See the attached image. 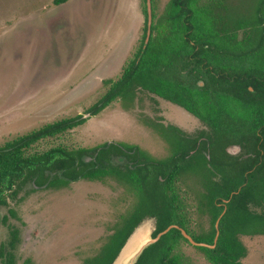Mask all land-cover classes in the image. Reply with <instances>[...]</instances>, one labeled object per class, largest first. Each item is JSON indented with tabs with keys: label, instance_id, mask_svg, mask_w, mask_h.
I'll use <instances>...</instances> for the list:
<instances>
[{
	"label": "trees",
	"instance_id": "trees-1",
	"mask_svg": "<svg viewBox=\"0 0 264 264\" xmlns=\"http://www.w3.org/2000/svg\"><path fill=\"white\" fill-rule=\"evenodd\" d=\"M144 1L141 44L120 78L105 81L109 89L87 112L93 116L126 94L147 93L184 108L205 128L188 133L164 124L162 117L154 121L171 142L172 153L163 159L117 141L32 151L39 141L87 119L79 114L49 123L0 147V207L30 185L32 191L61 189L80 179H112L127 186L136 202L82 264H112L148 217L155 219L153 237L175 224L209 245L195 246L211 264H242L248 249L241 236L264 235V0H253L245 13L224 0H170L161 15L153 11L149 36ZM231 146L239 152L231 153ZM181 181L193 206L184 201ZM190 208L201 219L197 228ZM9 214L17 217L12 208ZM7 226L9 238L0 245V258L3 264H16L20 229ZM180 228L147 247L136 264H185L180 249L190 241ZM21 264L34 263L28 257Z\"/></svg>",
	"mask_w": 264,
	"mask_h": 264
},
{
	"label": "rangeland",
	"instance_id": "rangeland-1",
	"mask_svg": "<svg viewBox=\"0 0 264 264\" xmlns=\"http://www.w3.org/2000/svg\"><path fill=\"white\" fill-rule=\"evenodd\" d=\"M57 1L0 0V147L49 123L83 114L84 123L39 141L31 150L117 141L155 159L170 157L171 142L153 122L162 117L164 124L193 133L202 124L184 108L138 93L116 99L96 115L87 112L109 89L105 81L120 78L141 44L145 1ZM169 1L152 0L154 14L161 15ZM224 3L245 13L253 0ZM181 187L184 201L193 206L187 184L181 181ZM30 189L31 185L17 200L0 207V245L9 238L7 224L20 229L16 264L28 257L34 264H82L100 250L120 216L136 202L127 186L112 179ZM190 211L197 228L201 219L194 208ZM241 239L248 249L242 264H264V235ZM180 250L185 264H211L190 242H182Z\"/></svg>",
	"mask_w": 264,
	"mask_h": 264
},
{
	"label": "water",
	"instance_id": "water-1",
	"mask_svg": "<svg viewBox=\"0 0 264 264\" xmlns=\"http://www.w3.org/2000/svg\"><path fill=\"white\" fill-rule=\"evenodd\" d=\"M147 3V14H148V36L151 32V26L153 22V5L152 0H146ZM202 84V83H201ZM86 115H83L85 117ZM154 220L153 227L151 225V221ZM146 226L147 234L144 238L138 239L133 242V238L138 233V231L143 227ZM176 227L180 228L178 225H170L165 230L161 231L157 234L156 237H153V231L155 230V219L148 217L143 219L132 231V233L127 238L125 244L119 251L118 255L114 259L112 264H136L139 260L140 256L144 252V250L149 247L150 245L157 242L162 235L166 234L171 228ZM218 227V223H217ZM183 235L193 244L199 246H209L207 243L204 242H197L194 238L183 228H180ZM219 231L216 236V240L218 238Z\"/></svg>",
	"mask_w": 264,
	"mask_h": 264
},
{
	"label": "bare ground",
	"instance_id": "bare-ground-1",
	"mask_svg": "<svg viewBox=\"0 0 264 264\" xmlns=\"http://www.w3.org/2000/svg\"><path fill=\"white\" fill-rule=\"evenodd\" d=\"M147 234V229L146 226L144 225L139 231L138 233L135 235V237L133 238V242H135L138 239L144 238Z\"/></svg>",
	"mask_w": 264,
	"mask_h": 264
},
{
	"label": "flooded vegetation",
	"instance_id": "flooded-vegetation-1",
	"mask_svg": "<svg viewBox=\"0 0 264 264\" xmlns=\"http://www.w3.org/2000/svg\"><path fill=\"white\" fill-rule=\"evenodd\" d=\"M199 122H200L202 125H201V127H200L199 129H197L196 131L201 130L202 128H205V125L203 124V122L200 121V120H199ZM180 128H181V127H180ZM196 131H194V132H196ZM231 148H232V150H231ZM234 148H235V149H234ZM229 150H230L231 153H237V152H239V147H237V146H231Z\"/></svg>",
	"mask_w": 264,
	"mask_h": 264
}]
</instances>
